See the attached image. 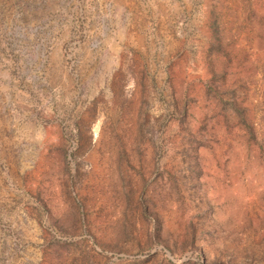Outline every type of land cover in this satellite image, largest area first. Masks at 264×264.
I'll use <instances>...</instances> for the list:
<instances>
[{"label": "rangeland", "instance_id": "obj_1", "mask_svg": "<svg viewBox=\"0 0 264 264\" xmlns=\"http://www.w3.org/2000/svg\"><path fill=\"white\" fill-rule=\"evenodd\" d=\"M0 264H264V0H0Z\"/></svg>", "mask_w": 264, "mask_h": 264}]
</instances>
